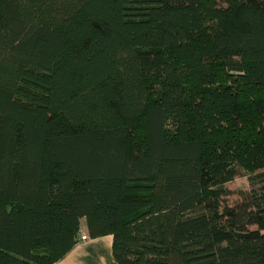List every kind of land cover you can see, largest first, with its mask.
<instances>
[{"label": "trees", "instance_id": "obj_1", "mask_svg": "<svg viewBox=\"0 0 264 264\" xmlns=\"http://www.w3.org/2000/svg\"><path fill=\"white\" fill-rule=\"evenodd\" d=\"M83 220L118 264H264V0H0V264Z\"/></svg>", "mask_w": 264, "mask_h": 264}, {"label": "crops", "instance_id": "obj_2", "mask_svg": "<svg viewBox=\"0 0 264 264\" xmlns=\"http://www.w3.org/2000/svg\"><path fill=\"white\" fill-rule=\"evenodd\" d=\"M86 221H82L81 231L88 234ZM56 264H118L113 254V236L106 235L79 242L62 260Z\"/></svg>", "mask_w": 264, "mask_h": 264}, {"label": "rangeland", "instance_id": "obj_3", "mask_svg": "<svg viewBox=\"0 0 264 264\" xmlns=\"http://www.w3.org/2000/svg\"><path fill=\"white\" fill-rule=\"evenodd\" d=\"M227 187L234 192L230 198L231 202H232L238 198V192L246 191L250 188L248 176L243 175V176L237 177L232 182H229L227 184ZM83 221H85V220H83ZM84 223H85L84 225H86V222H84Z\"/></svg>", "mask_w": 264, "mask_h": 264}, {"label": "built area", "instance_id": "obj_4", "mask_svg": "<svg viewBox=\"0 0 264 264\" xmlns=\"http://www.w3.org/2000/svg\"><path fill=\"white\" fill-rule=\"evenodd\" d=\"M90 237L87 234H82L80 237V242L88 241Z\"/></svg>", "mask_w": 264, "mask_h": 264}]
</instances>
